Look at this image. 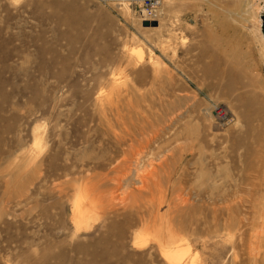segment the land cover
Here are the masks:
<instances>
[{
  "label": "rangeland",
  "instance_id": "374dc122",
  "mask_svg": "<svg viewBox=\"0 0 264 264\" xmlns=\"http://www.w3.org/2000/svg\"><path fill=\"white\" fill-rule=\"evenodd\" d=\"M137 11L0 0V264H170L174 239L238 264L224 227L264 202V0Z\"/></svg>",
  "mask_w": 264,
  "mask_h": 264
},
{
  "label": "bare ground",
  "instance_id": "6f19581e",
  "mask_svg": "<svg viewBox=\"0 0 264 264\" xmlns=\"http://www.w3.org/2000/svg\"><path fill=\"white\" fill-rule=\"evenodd\" d=\"M211 195L212 193L208 185L206 186L204 185V187L202 188L199 187L198 189L194 188L192 194L193 196L192 208L194 209L198 205V203H204L206 204V206L208 205L210 206V204H212ZM237 203L238 201H236L235 205H237ZM244 203H246V205L248 203V208L250 209V211H248L249 214L247 215L245 214L243 219L237 221L230 220L229 223L224 227V230L227 232V234L230 237V242L233 245L234 257H235L234 260L238 261V264H264V202H260L259 204H257L254 201L244 200ZM243 206L245 205L243 204ZM230 207H232V205ZM230 207L228 209H230ZM211 211L215 213L214 208H211ZM250 213H252L251 215L253 217L252 221H249ZM85 216L86 213L84 215V210L82 209L80 204L76 203L74 205V219L76 223L78 225L84 223L86 220ZM200 218L201 220H203L202 217ZM201 220L199 221L201 222ZM191 229H192V233L195 235V232L197 231H194L193 227H191ZM206 231L208 232V230ZM226 240L227 239H225V241ZM173 241L176 244L175 247L170 251H165L164 256L166 257L167 261L170 264H184L185 259L189 253V249L184 247L185 243L181 239H174Z\"/></svg>",
  "mask_w": 264,
  "mask_h": 264
},
{
  "label": "built area",
  "instance_id": "2783aa9c",
  "mask_svg": "<svg viewBox=\"0 0 264 264\" xmlns=\"http://www.w3.org/2000/svg\"><path fill=\"white\" fill-rule=\"evenodd\" d=\"M138 3V14L143 18H152L156 15L157 9L162 4V0H134ZM217 117L223 122H228L226 114L220 107L216 108Z\"/></svg>",
  "mask_w": 264,
  "mask_h": 264
}]
</instances>
